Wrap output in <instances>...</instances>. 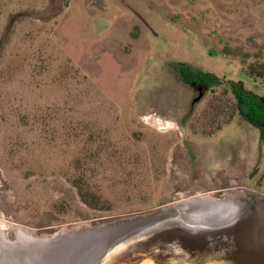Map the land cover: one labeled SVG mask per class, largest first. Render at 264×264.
<instances>
[{"label": "rangeland", "instance_id": "obj_1", "mask_svg": "<svg viewBox=\"0 0 264 264\" xmlns=\"http://www.w3.org/2000/svg\"><path fill=\"white\" fill-rule=\"evenodd\" d=\"M174 62L264 96V0H0V220L54 236L264 198L261 133Z\"/></svg>", "mask_w": 264, "mask_h": 264}, {"label": "bare ground", "instance_id": "obj_2", "mask_svg": "<svg viewBox=\"0 0 264 264\" xmlns=\"http://www.w3.org/2000/svg\"><path fill=\"white\" fill-rule=\"evenodd\" d=\"M253 198L264 205L263 197L236 191L222 198L198 194L151 211H161L166 216L125 230L100 264H264V250L255 246L263 230L253 226L254 220L252 224L243 222L224 230L201 224L239 218ZM73 241L80 245L81 239ZM49 242L48 237H40L32 229L0 220V258L5 259L2 264H66L80 253V248L64 252L49 247Z\"/></svg>", "mask_w": 264, "mask_h": 264}, {"label": "water", "instance_id": "obj_3", "mask_svg": "<svg viewBox=\"0 0 264 264\" xmlns=\"http://www.w3.org/2000/svg\"><path fill=\"white\" fill-rule=\"evenodd\" d=\"M250 194L252 195V193ZM253 200L254 201L250 207L246 208L239 218H234L226 222H220L217 221L218 219H215L216 221H206L201 224L210 225L214 230H224L243 222L251 221L252 224V220H254V223L256 224L253 226L257 225L258 229L263 230V233H261L262 239L260 243L255 244V246L264 250V205L254 198ZM165 214L166 213H162L161 211L150 212L118 219L97 226L88 223H85L88 224L85 226H83L84 224H78L74 227L64 228L54 236H38L48 237L51 241L49 242L50 244L48 243L49 247H56L64 252H67L68 248H80V253L72 257L71 261L69 260V262H66L68 260H65L66 264H100V260L108 254V249L115 244L118 237L121 236L125 230L134 227L135 225L137 226L139 224L153 221L156 218H164V216H166ZM80 232L83 234L78 235ZM73 239H81L82 242L80 241V245H75L77 243H75ZM70 240L74 244L69 243Z\"/></svg>", "mask_w": 264, "mask_h": 264}, {"label": "trees", "instance_id": "obj_4", "mask_svg": "<svg viewBox=\"0 0 264 264\" xmlns=\"http://www.w3.org/2000/svg\"><path fill=\"white\" fill-rule=\"evenodd\" d=\"M172 68L180 82L199 91L225 84L237 102L239 116L257 128L264 138V96L249 90L243 81L224 80L187 63L174 62Z\"/></svg>", "mask_w": 264, "mask_h": 264}]
</instances>
